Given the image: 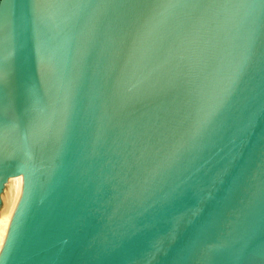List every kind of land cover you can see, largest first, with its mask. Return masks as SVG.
Here are the masks:
<instances>
[{
  "label": "water",
  "instance_id": "water-1",
  "mask_svg": "<svg viewBox=\"0 0 264 264\" xmlns=\"http://www.w3.org/2000/svg\"><path fill=\"white\" fill-rule=\"evenodd\" d=\"M11 177L0 264H264V0H0Z\"/></svg>",
  "mask_w": 264,
  "mask_h": 264
},
{
  "label": "bare ground",
  "instance_id": "bare-ground-1",
  "mask_svg": "<svg viewBox=\"0 0 264 264\" xmlns=\"http://www.w3.org/2000/svg\"><path fill=\"white\" fill-rule=\"evenodd\" d=\"M6 183L7 186H5V189L1 192V201L3 202V205L1 206L0 210V250L2 247L6 227L14 208L16 197L15 178L11 177L7 179Z\"/></svg>",
  "mask_w": 264,
  "mask_h": 264
},
{
  "label": "rangeland",
  "instance_id": "rangeland-1",
  "mask_svg": "<svg viewBox=\"0 0 264 264\" xmlns=\"http://www.w3.org/2000/svg\"><path fill=\"white\" fill-rule=\"evenodd\" d=\"M5 186H7V183H6V182L3 184L2 191L5 189ZM2 191H1V192H2ZM1 196H2V195L0 194V199H1ZM0 203H1V206H2V205H3V202L1 201Z\"/></svg>",
  "mask_w": 264,
  "mask_h": 264
}]
</instances>
